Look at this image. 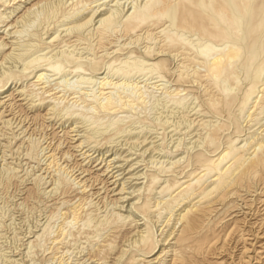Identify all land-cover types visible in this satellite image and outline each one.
Returning <instances> with one entry per match:
<instances>
[{"label": "rangeland", "instance_id": "1", "mask_svg": "<svg viewBox=\"0 0 264 264\" xmlns=\"http://www.w3.org/2000/svg\"><path fill=\"white\" fill-rule=\"evenodd\" d=\"M145 2L0 0V264H264V0Z\"/></svg>", "mask_w": 264, "mask_h": 264}, {"label": "bare ground", "instance_id": "2", "mask_svg": "<svg viewBox=\"0 0 264 264\" xmlns=\"http://www.w3.org/2000/svg\"><path fill=\"white\" fill-rule=\"evenodd\" d=\"M3 1V3L4 2H7V3H10V1L11 0H2ZM59 1V0H58ZM147 2L149 1V0H146ZM147 2H145V3H143V4H146ZM9 6V5H8ZM58 6V5H57ZM122 8V7H121ZM97 9H95L94 11H92L91 12V14H89L88 16H87V14H86V16H84L83 15V17H80L79 19H75L76 20V22H75V25L73 26V27H75V28H77V31H78V28H82L83 26H85L86 24H88L89 22H91L92 21V19H93V17L97 14ZM112 11V10H111ZM120 11H122L123 12V10H121L120 9ZM90 12V11H89ZM115 13V12H114ZM118 13V12H117ZM121 13V12H120ZM80 16V15H79ZM98 16H100V18H99V21L100 22H103V21H105V20H108V19H110V17H112L113 16V13L112 12H109L108 14H107V12H105V13H98ZM25 17V16H24ZM113 19V18H112ZM114 20V19H113ZM100 22H99V24H100ZM68 29V28H67ZM72 30H73V28H72ZM67 31V30H66ZM15 32H17V31H15ZM67 32H69V31H67ZM1 46H4V44H0ZM56 70H58V67L56 68ZM141 232V231H140ZM144 234V232H141L140 234L139 233H137L136 234V237L134 238V239H130L128 242L130 243V246H131V244H138L140 241H144L145 240V235H143ZM165 244V243H164ZM162 251H165V250H162ZM168 252V251H167ZM161 254V253H160ZM163 254V253H162ZM122 255H124V252L121 254V256ZM121 256L118 258V260H117V262L119 263L120 261H119V259L121 258ZM158 256V255H157ZM160 257V256H159ZM158 258V257H157ZM165 261V260H164ZM156 262V261H155ZM159 262V261H158ZM160 264V263H159Z\"/></svg>", "mask_w": 264, "mask_h": 264}]
</instances>
